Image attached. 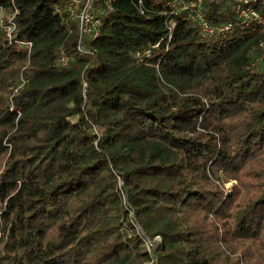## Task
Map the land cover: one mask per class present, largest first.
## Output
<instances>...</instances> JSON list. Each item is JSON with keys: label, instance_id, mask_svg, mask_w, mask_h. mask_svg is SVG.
Masks as SVG:
<instances>
[{"label": "trees", "instance_id": "16d2710c", "mask_svg": "<svg viewBox=\"0 0 264 264\" xmlns=\"http://www.w3.org/2000/svg\"><path fill=\"white\" fill-rule=\"evenodd\" d=\"M61 1L0 0V264H264V6L204 37L166 0H115L79 48Z\"/></svg>", "mask_w": 264, "mask_h": 264}, {"label": "built area", "instance_id": "2783aa9c", "mask_svg": "<svg viewBox=\"0 0 264 264\" xmlns=\"http://www.w3.org/2000/svg\"><path fill=\"white\" fill-rule=\"evenodd\" d=\"M62 0L55 6V12L61 15H66L68 19L75 23L78 28L80 40L79 48H81L83 41H93L99 34L102 24L107 14L112 10V3L115 0ZM137 10L142 14L144 0H132ZM216 3L231 2L234 5L232 21L226 22L223 25H216L210 23L204 15L202 0H166V5L169 8V14L174 16L177 14H184L186 18L199 26L200 32L204 37H210L217 34H224L233 28V24L242 27H257L263 23V19L259 12L255 9L256 4L264 6V0H213ZM16 9H13L10 15L0 6V30L3 31L6 38L10 42H14L15 23L14 16ZM174 23L170 24L169 30L171 32ZM171 35L169 34V37ZM22 47L27 49L30 54L32 44L30 42L20 43ZM160 43L152 46V49L158 48ZM150 50L137 52L135 58L139 61L149 57ZM70 58L64 53L58 55L57 63L61 68H67ZM252 68L256 71H264V52L262 55L254 58ZM21 85L24 80L21 79ZM16 91V90H15Z\"/></svg>", "mask_w": 264, "mask_h": 264}, {"label": "rangeland", "instance_id": "374dc122", "mask_svg": "<svg viewBox=\"0 0 264 264\" xmlns=\"http://www.w3.org/2000/svg\"><path fill=\"white\" fill-rule=\"evenodd\" d=\"M99 1L100 0L97 1V5L99 4ZM234 183L235 182L227 183L226 184V189H230L231 186H232V184H234ZM161 242L162 241H161V238L160 237H156L152 242L146 240L145 241V250H146V252L149 253V255H152L151 254L152 253V249L158 247L161 244Z\"/></svg>", "mask_w": 264, "mask_h": 264}]
</instances>
